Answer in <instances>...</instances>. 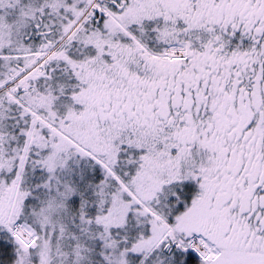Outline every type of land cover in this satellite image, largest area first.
<instances>
[{
    "label": "snow or ice",
    "instance_id": "obj_1",
    "mask_svg": "<svg viewBox=\"0 0 264 264\" xmlns=\"http://www.w3.org/2000/svg\"><path fill=\"white\" fill-rule=\"evenodd\" d=\"M0 264H264V0H0Z\"/></svg>",
    "mask_w": 264,
    "mask_h": 264
}]
</instances>
